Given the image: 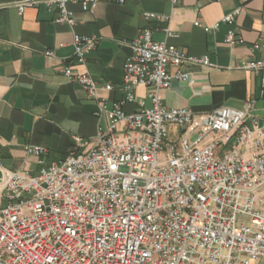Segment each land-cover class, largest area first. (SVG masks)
Instances as JSON below:
<instances>
[{"label":"built area","instance_id":"2783aa9c","mask_svg":"<svg viewBox=\"0 0 264 264\" xmlns=\"http://www.w3.org/2000/svg\"><path fill=\"white\" fill-rule=\"evenodd\" d=\"M40 4L57 9V22L75 26L69 5L92 11L98 0H21L16 6L23 13ZM241 10L211 28L233 24ZM164 31L171 35L169 27ZM100 40L74 33L78 65H86ZM226 42L236 46L244 39L231 28ZM130 44L119 86L123 99L111 107L102 90L112 91V84L100 87L88 71L64 67V76L96 101V116L108 120L92 141L76 136L65 159L49 165L45 148L27 146L37 158L34 171H6L0 164L8 176L6 205H0V264H256L264 257V123L254 112L255 99L242 109L206 113L167 107L161 91L173 80L192 84L183 67H210L209 56L156 41L149 25ZM253 47L264 49V39ZM238 68L258 73L264 94V57L245 59ZM141 86L150 89L151 106L141 102L127 112L124 105L137 102ZM172 125L180 132L175 141Z\"/></svg>","mask_w":264,"mask_h":264},{"label":"crops","instance_id":"0c3cea01","mask_svg":"<svg viewBox=\"0 0 264 264\" xmlns=\"http://www.w3.org/2000/svg\"><path fill=\"white\" fill-rule=\"evenodd\" d=\"M20 1L0 0V164L4 170H32L37 158L26 151L30 145L46 149L47 164L59 163L75 148L76 136L90 142L100 124L107 126V118L95 114L96 101L81 84L64 76V67L88 71L100 87L112 84V91L102 90L111 107L123 99L119 86L124 63L132 53L130 43L147 25L156 41H167L189 55H208L212 63L210 67L185 65L194 82L173 80L161 91L165 106L206 113L219 107L242 109L247 100L255 99L254 112L264 123L260 75L238 68L245 59L264 57V49L253 47L264 39V0H178L176 4L172 0H126L123 4L98 0L92 11H84L80 4L69 5L75 26L57 22L59 12L46 4L20 13L16 6ZM238 7L242 10L233 24L211 28ZM144 12L169 15L170 20L147 21ZM231 28L244 39L243 44L226 42ZM74 33L101 37L84 66L75 59ZM48 50L53 57L46 55ZM149 90L138 87L137 102L125 104L124 109L133 112L141 102L151 106ZM179 134L178 127L170 126L171 140ZM256 264H264V257Z\"/></svg>","mask_w":264,"mask_h":264},{"label":"rangeland","instance_id":"374dc122","mask_svg":"<svg viewBox=\"0 0 264 264\" xmlns=\"http://www.w3.org/2000/svg\"><path fill=\"white\" fill-rule=\"evenodd\" d=\"M174 141V140H173ZM46 150V149H45ZM45 154V153H44ZM43 154V155H44ZM43 155H42V158H43ZM44 159V158H43ZM46 162V161H45ZM47 164V163H46ZM52 164V163H51ZM47 165H49V164H47ZM31 168H32V170L34 171V170H36L37 168H38V164L37 163H33L32 165H31ZM4 174V173H3ZM4 175H7L6 173L4 174ZM4 175H3V178H2V181H3V179H4ZM2 182H0V184H1ZM3 187V186H2ZM2 187H1V185H0V200H1V206H5L6 205V201L5 200H3V194H4V191L2 190Z\"/></svg>","mask_w":264,"mask_h":264},{"label":"bare ground","instance_id":"6f19581e","mask_svg":"<svg viewBox=\"0 0 264 264\" xmlns=\"http://www.w3.org/2000/svg\"><path fill=\"white\" fill-rule=\"evenodd\" d=\"M7 175H5V177H4V179H3V181H2V183L0 184L1 185V187L4 185V182L6 181V179H7Z\"/></svg>","mask_w":264,"mask_h":264},{"label":"water","instance_id":"95a60500","mask_svg":"<svg viewBox=\"0 0 264 264\" xmlns=\"http://www.w3.org/2000/svg\"><path fill=\"white\" fill-rule=\"evenodd\" d=\"M2 178H3V172L0 169V182H2Z\"/></svg>","mask_w":264,"mask_h":264}]
</instances>
